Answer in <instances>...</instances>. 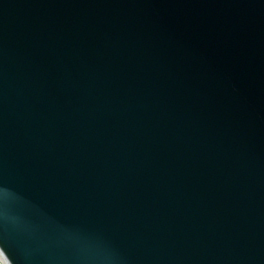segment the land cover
Returning a JSON list of instances; mask_svg holds the SVG:
<instances>
[{"label":"water","instance_id":"1","mask_svg":"<svg viewBox=\"0 0 264 264\" xmlns=\"http://www.w3.org/2000/svg\"><path fill=\"white\" fill-rule=\"evenodd\" d=\"M8 264H264V0H0Z\"/></svg>","mask_w":264,"mask_h":264},{"label":"bare ground","instance_id":"2","mask_svg":"<svg viewBox=\"0 0 264 264\" xmlns=\"http://www.w3.org/2000/svg\"><path fill=\"white\" fill-rule=\"evenodd\" d=\"M0 264H8V262L6 261L4 256L2 255L1 251H0Z\"/></svg>","mask_w":264,"mask_h":264}]
</instances>
